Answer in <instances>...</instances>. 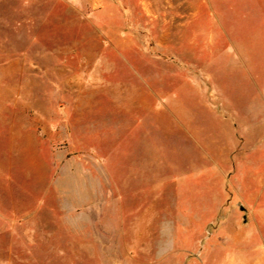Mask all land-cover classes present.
I'll return each instance as SVG.
<instances>
[{"label": "rangeland", "instance_id": "rangeland-1", "mask_svg": "<svg viewBox=\"0 0 264 264\" xmlns=\"http://www.w3.org/2000/svg\"><path fill=\"white\" fill-rule=\"evenodd\" d=\"M164 1L0 0V264H241L221 219L264 195V0Z\"/></svg>", "mask_w": 264, "mask_h": 264}, {"label": "crops", "instance_id": "crops-1", "mask_svg": "<svg viewBox=\"0 0 264 264\" xmlns=\"http://www.w3.org/2000/svg\"><path fill=\"white\" fill-rule=\"evenodd\" d=\"M161 7L157 9V12H155V16L158 18L162 17L164 22L167 23L166 17L169 16V10H172V16L174 18L175 16H178L179 13L173 10L174 5L171 3L167 2L166 0L164 2H161ZM148 15H151L150 9L148 8L147 11ZM126 17V15H125ZM126 19V18H125ZM126 22V21H125ZM123 49H124V56L123 59L126 60V53L128 49V42L126 39H123ZM155 63L158 62V60H153ZM160 62L158 63H165L166 66L172 65L171 70L176 74L171 77V79H164L161 80V82H171V91L174 94V91H176L174 88L175 85H173L176 82H179L181 79V69L180 65L174 61V58L172 60L169 59H162L159 60ZM174 64V65H173ZM174 66H178L175 68ZM184 70V69H183ZM176 71V72H175ZM184 72V73H183ZM186 73V74H185ZM182 75L186 76L187 80H196V77L211 80L208 76L206 77L205 75L203 76H195L193 72H186L185 70L182 71ZM174 80V78H176ZM160 83V82H159ZM176 88L178 89V84L176 83ZM153 93L148 92L147 95L149 96H154V97H163L164 95L157 92L154 89H152ZM172 102V97L171 99H168V103ZM172 105V104H171ZM212 107L214 111H216V107L214 105H209ZM147 110L151 109L148 105L146 107ZM152 112L154 113L155 110L151 109ZM156 113V112H155ZM230 157V154H229ZM232 159V158H230ZM240 161V157L236 159L238 162ZM242 162V161H241ZM239 165V164H238ZM236 165V176H237V183H236V188H243L244 185H248V178L251 176L248 172H245L244 170H240V167ZM249 165V164H248ZM258 192V191H257ZM236 206L242 211L241 217L237 218H230L228 217L225 221L221 219V225H228V226H235L234 228L236 229V235L232 240L235 241V244L241 247L240 253H236L241 257V264H249L251 262L248 260L249 257L255 258L254 260H259L260 258H263L262 260L264 261V195L260 192H258V197H240V201L236 203ZM232 228V227H230ZM251 228V229H250ZM237 255V256H238ZM257 262V261H256Z\"/></svg>", "mask_w": 264, "mask_h": 264}]
</instances>
